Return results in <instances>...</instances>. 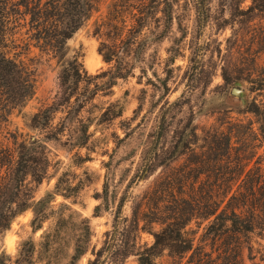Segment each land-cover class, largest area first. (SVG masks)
Segmentation results:
<instances>
[{
	"label": "rangeland",
	"instance_id": "rangeland-1",
	"mask_svg": "<svg viewBox=\"0 0 264 264\" xmlns=\"http://www.w3.org/2000/svg\"><path fill=\"white\" fill-rule=\"evenodd\" d=\"M110 1L102 0L99 11L66 43L67 58L78 57L87 73L78 91L87 100L80 112L67 116L68 110L64 108L56 113L53 126L62 124L65 131L57 141L46 143L47 174L38 184L31 177L26 180L33 202L52 192L62 174L71 186L79 185V188L70 199L56 196L43 208L46 216L38 230H33L34 214L27 210L12 222L7 231L0 233V256L5 255L7 264H91L96 253L107 247V242L120 239L117 235L113 238V224L121 200L124 206L117 220L120 227L127 226L129 238L120 243L114 256L103 261L104 264H137L133 255L121 258L126 250L124 241L132 244L136 236L137 247H144L152 244L153 237L148 232L134 231L133 213L151 214V209L169 206L172 198H159L156 193L169 187L176 195L179 189L177 179L183 174L187 179L183 191L187 194L192 187L197 191L201 186L212 185V180L207 183L204 176L193 179L191 169L197 164L190 153L166 161L178 132L190 122L199 137L193 146L196 153L202 144L203 130L225 129L222 123L226 121L241 122L249 127L255 136L250 137L253 148L247 152L249 160L245 171L259 167L264 177V138L258 131L256 118L244 114L240 104V100L246 97L260 105L264 103V92L249 90L247 82L226 86L222 79L224 69L231 79L253 80L258 79L264 68V53H256L263 48L264 15L252 18L244 26L237 20L239 12L245 11L252 0H204L209 10L204 27L198 25L196 14V4L202 0H171L173 21L170 28L159 41L154 40V34L145 32L148 36L146 45L139 62L134 65L133 75L118 80L109 92L90 96L85 83H90L89 90L96 83L101 85L105 78L93 77L109 68L97 52L100 40L94 35V24L105 15ZM160 31L161 28L157 29V34ZM21 60L36 71L35 92L23 107L10 115L0 131V147L13 148L14 141L19 143L34 137L43 139L44 131L30 127L32 117L59 97L61 69L56 60L34 48ZM250 60L254 61L253 65L249 64ZM234 88L241 90L238 97L231 94ZM177 100L179 105L171 107ZM110 103H116L122 109V115L100 119ZM163 115L166 133L156 143L158 162L147 177L138 180L143 155L153 145ZM76 118L89 125L90 139L84 147L76 146L79 128ZM9 173L10 169L3 166L0 178L7 179ZM104 186L107 190L105 202L100 198ZM96 207L99 210H95ZM124 218L126 223L122 221ZM144 225L152 232L160 230L158 224H139L140 227ZM205 225L200 227L198 235ZM191 227L196 229L194 224ZM256 243L264 248V241L254 238V249H259ZM78 245L84 254L73 261ZM263 253L264 250L255 254V262H259ZM243 258L244 264H251L247 250H244ZM157 264L175 262L164 255Z\"/></svg>",
	"mask_w": 264,
	"mask_h": 264
},
{
	"label": "trees",
	"instance_id": "trees-1",
	"mask_svg": "<svg viewBox=\"0 0 264 264\" xmlns=\"http://www.w3.org/2000/svg\"><path fill=\"white\" fill-rule=\"evenodd\" d=\"M101 1L0 0V131L8 123L10 115L23 107L35 92L36 71L32 65L25 64L21 57L34 48L56 60L61 69L58 76L59 97H56L52 105L36 113L31 120L32 129L45 132L43 139L34 137L19 143L14 141L13 148L0 147V169L3 166L10 169L7 179L0 178V233L7 231L12 222L27 210H32L34 214L33 230H38L46 216L43 208L56 196L70 199L79 188V185L71 186L64 177L65 174H62L57 178L52 192L33 202L26 180L31 177L38 184L47 174L49 159L46 143L57 141L58 136L65 131L62 124L53 126L56 113L64 108L68 110L67 116L80 112L87 100L85 95L78 93L87 73L78 57L67 58L66 43L99 11ZM196 5L197 23L204 27L209 18V10L205 7L204 0ZM172 9L171 0L109 2L105 15L94 24V35L100 40L97 52L109 68L93 77L105 78L101 85L96 83L89 90L90 83H85L90 96L98 92H109L118 80H125L133 75L134 65L139 62L141 51L146 45L148 36L145 32L154 34V40L162 39L172 24ZM262 15L264 0H252L245 11L239 12L237 20L244 26L252 18ZM159 28L161 31L157 34ZM262 41L263 48L257 54L264 53V39ZM249 62L250 65L254 64V61ZM222 79L226 86L235 82H247L250 84L249 90L264 92V68L258 79L253 80L231 79L224 69ZM240 102L243 113L256 118L258 131L264 138V103L258 105L255 101H248L246 97ZM178 103L177 100L171 107L179 105ZM121 115L122 109L116 103H110L102 111L100 119L108 120ZM76 120L79 123L76 146L84 147L90 139L89 125L77 118ZM224 124L225 129L218 127L202 131V144L197 153L193 148L199 140L195 127L190 122L180 129L166 161L190 153L194 164H197L195 169H191L194 172L193 179L198 180L200 176H204V181L208 183L212 180V185L201 186L197 191L192 187L187 194L183 191L187 180L183 174L177 179L179 189L176 195L169 187L157 191L159 198H172L171 204L164 205V209H151V214L136 211L132 216L134 231L150 233L153 237L152 244L137 247L135 236L132 244L124 241L126 250L121 258L133 255L137 264H157V260L164 255L175 264L183 261L184 264H244L243 253L247 250L251 264H264V253L259 262H255V254L264 248L260 243H256L259 249H254L253 246L254 238L264 241V177L259 167L245 171L249 160L247 152L253 148L249 142L250 137L255 134L241 122L226 121L222 123ZM165 133L163 115L155 131L153 145L143 155L138 180L144 179L153 171L159 159L156 143ZM102 194L100 198L105 202L106 186ZM123 206L124 201L121 200L113 224V236L117 235L120 239L107 242V247L96 253V259L91 264H104L103 260L114 256L120 243L129 238L127 226L120 227L117 220ZM95 210H99V207ZM122 221L127 222L125 218ZM140 222H145L146 225L158 224L160 230L152 232L145 225L140 227ZM204 223L206 225L198 235V230ZM192 224L196 229L191 227ZM83 254V248L78 245L72 260H77ZM4 258L5 255L0 256V264H7Z\"/></svg>",
	"mask_w": 264,
	"mask_h": 264
},
{
	"label": "water",
	"instance_id": "water-1",
	"mask_svg": "<svg viewBox=\"0 0 264 264\" xmlns=\"http://www.w3.org/2000/svg\"><path fill=\"white\" fill-rule=\"evenodd\" d=\"M241 93V90L239 88H234L232 89L231 91V94L234 96V97H238Z\"/></svg>",
	"mask_w": 264,
	"mask_h": 264
}]
</instances>
